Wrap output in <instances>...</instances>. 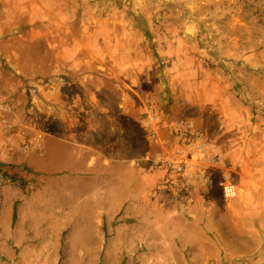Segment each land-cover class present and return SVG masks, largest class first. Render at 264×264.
Listing matches in <instances>:
<instances>
[{
    "label": "rangeland",
    "instance_id": "1",
    "mask_svg": "<svg viewBox=\"0 0 264 264\" xmlns=\"http://www.w3.org/2000/svg\"><path fill=\"white\" fill-rule=\"evenodd\" d=\"M0 113L23 139L0 169L39 214L12 219L0 264H264V0H0ZM175 124L208 147L190 191L153 165L193 143ZM141 153L175 213L200 203L190 239L130 240L120 213L96 215L128 190L86 166Z\"/></svg>",
    "mask_w": 264,
    "mask_h": 264
},
{
    "label": "crops",
    "instance_id": "2",
    "mask_svg": "<svg viewBox=\"0 0 264 264\" xmlns=\"http://www.w3.org/2000/svg\"><path fill=\"white\" fill-rule=\"evenodd\" d=\"M66 105L67 104H64L63 107L66 108ZM121 106V113H126L129 110L127 106ZM2 129L3 124L0 122V160L11 161V158L15 157L14 151L23 152L21 148L23 139L21 141L19 137H13V135L6 136L2 134ZM126 131H124L125 134H127ZM81 142H79V144ZM83 147L92 149L89 146H85V144H83ZM81 150L85 152L82 147L79 148L80 152ZM87 152L90 153V151ZM153 156L141 153L136 157L126 156L125 158L120 156L119 160L115 157L105 156V159L109 158L110 160L108 163L109 165L107 164L106 166L100 167L92 163L86 166L87 168H93V170L85 175L90 176L92 179L100 180L106 175L111 174L115 180L114 183L116 184L117 190H125L126 192L128 190L127 200H125L122 205L109 209L108 206H110L111 203L103 202V207L96 211V215L99 217L108 216L113 218L120 213L123 218L121 221L122 230L128 232V238L130 240H141L143 238L160 239L161 236H163V239L170 238L186 241L191 238L190 233L186 231L188 221H191V223L193 221L195 222V212H199L198 210L201 205L200 203H196L188 206L186 212L191 213L193 216L192 218H185L182 212L178 211L175 213L176 210L174 212V209L178 208L176 202H172V200L166 198L164 195L159 194L158 189L155 190L157 180L156 173L150 168H146L145 161L150 165ZM114 159L122 161V167L120 169H118V165L115 166L114 162L111 163V160L114 161ZM123 161L129 163L125 164ZM131 161L133 162L131 163ZM130 164H135L136 167ZM128 165L131 167H128ZM88 179L89 178H84V181ZM119 179L120 181H118ZM31 193H27L22 189L9 185L3 188L1 192L2 206L0 208V226L3 227L2 231L4 235L0 233L1 240L17 238V230L15 228L12 229V219H21L18 222L22 225L24 223L22 219L27 218L28 215L32 214L35 215V217L39 215L29 210L30 205L28 204L31 202L29 199L30 196H32ZM172 213L176 215L173 216ZM208 215L209 211L203 212L199 220H203L204 217L208 218ZM175 221L178 223H175V226L169 229L168 224L173 225ZM168 232H170L171 235ZM167 234H169V236ZM14 244L17 246L16 242ZM7 248L9 250L13 249V253L16 250L15 248ZM10 252L11 251H9L8 254H10Z\"/></svg>",
    "mask_w": 264,
    "mask_h": 264
},
{
    "label": "built area",
    "instance_id": "3",
    "mask_svg": "<svg viewBox=\"0 0 264 264\" xmlns=\"http://www.w3.org/2000/svg\"><path fill=\"white\" fill-rule=\"evenodd\" d=\"M183 126L182 124L174 125L173 131L176 139H183V136H187L189 139L194 138L193 143L184 144L183 148L179 146L171 153L158 155L153 159V165L162 169L169 178L174 179L180 189L190 191L193 184L205 178V172L201 166H203V160L208 157V147L200 133L190 131L187 134ZM16 184H18L16 177L0 169V198L6 185ZM220 185L224 192L232 193L231 186L224 185L222 182Z\"/></svg>",
    "mask_w": 264,
    "mask_h": 264
}]
</instances>
